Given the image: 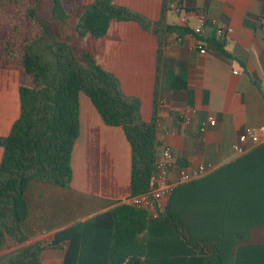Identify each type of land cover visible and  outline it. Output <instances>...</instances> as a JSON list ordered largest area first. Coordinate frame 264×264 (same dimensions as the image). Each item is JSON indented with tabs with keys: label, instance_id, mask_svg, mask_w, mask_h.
Returning <instances> with one entry per match:
<instances>
[{
	"label": "trees",
	"instance_id": "trees-1",
	"mask_svg": "<svg viewBox=\"0 0 264 264\" xmlns=\"http://www.w3.org/2000/svg\"><path fill=\"white\" fill-rule=\"evenodd\" d=\"M23 1L0 0V21L16 15L12 36L0 32V66L19 70L20 100L18 118L9 133L0 136V249L8 237L27 239L21 225L29 214L25 192L30 183L70 187L80 91L105 124L124 131L131 149L130 195L149 187L158 144V76L152 117L144 121L140 100L124 94L115 77L97 64L95 41L113 20L136 21L155 33L162 27L160 21L112 0L87 5L72 0V8L65 0H50V16L55 20L66 22L79 10L75 55L72 46L52 34L49 22L39 16V0ZM32 23L36 29L29 27ZM162 28L177 33L178 39L201 38L186 24ZM40 44L51 54L52 65L42 61ZM215 45L225 53L222 43ZM159 58L158 48L157 62ZM167 86L186 90L191 102L183 76L171 75ZM259 228H264V142L176 186L157 218L121 201L58 229L46 246L57 249L67 243L62 264H264V239L256 235ZM43 249L38 241L25 245L11 253L6 264H42Z\"/></svg>",
	"mask_w": 264,
	"mask_h": 264
},
{
	"label": "crops",
	"instance_id": "crops-1",
	"mask_svg": "<svg viewBox=\"0 0 264 264\" xmlns=\"http://www.w3.org/2000/svg\"><path fill=\"white\" fill-rule=\"evenodd\" d=\"M112 1L160 21L162 27L180 24L179 16L167 9L168 3L178 4L186 25L201 36L178 39L177 33L162 27L155 33L136 21L113 20L95 41L97 64L115 77L124 94L140 100L144 121L152 117L158 76L161 128L156 139L168 145L182 165L210 163L216 168L237 157L231 144L238 135L247 127H264V0ZM200 13L205 17L202 27ZM221 27L231 31L219 37L216 31ZM215 41L222 43L225 53ZM176 74L185 78L191 102L186 90L167 86L168 77ZM18 87L19 70L0 66V136L9 133L20 114ZM78 99L79 134L72 150L70 187L28 185L29 214L21 225L27 239L8 237L0 249V264L31 239L43 245L42 239H52L58 229L110 209L130 195L131 149L122 127L105 124L84 92ZM66 247L64 242L60 248L43 249L41 263L62 264Z\"/></svg>",
	"mask_w": 264,
	"mask_h": 264
},
{
	"label": "built area",
	"instance_id": "built-area-1",
	"mask_svg": "<svg viewBox=\"0 0 264 264\" xmlns=\"http://www.w3.org/2000/svg\"><path fill=\"white\" fill-rule=\"evenodd\" d=\"M167 9L179 16L180 24L187 23L186 14L183 12V8L180 5L168 3ZM213 22L214 20H212V23ZM198 24L201 27L205 24V17L201 13L198 17ZM261 26L264 30V20H262ZM230 31V28L221 27L217 29L216 34L219 37H223ZM197 47L201 53L205 52L202 46L197 45ZM160 108L161 102L157 100L158 112ZM214 123L215 120L209 118V124L214 125ZM160 128L161 123L157 118L155 125L156 136L159 134ZM204 129L205 126L201 127V130ZM157 141L158 144L156 146L154 161L155 169L150 177L149 187L139 194L129 195L122 200L125 204L147 210L151 218H157L164 210L167 200L176 186L199 178L214 169V166L210 163L182 165L174 160L172 150L168 145L161 142L158 138ZM263 142L264 127H247L238 135L237 139L232 142L231 148L235 154L240 155Z\"/></svg>",
	"mask_w": 264,
	"mask_h": 264
},
{
	"label": "rangeland",
	"instance_id": "rangeland-1",
	"mask_svg": "<svg viewBox=\"0 0 264 264\" xmlns=\"http://www.w3.org/2000/svg\"><path fill=\"white\" fill-rule=\"evenodd\" d=\"M29 2H33V0H24L23 4H28ZM38 3H39V8H38L39 16H41L43 19H45L49 22L51 30H52V34H57L59 39L66 40L74 49L75 55H78L76 47L79 44V38L75 32L74 26H75V23H76L77 18H78L79 10H75L73 13H71L72 15L70 14V17L67 19L66 22H61L59 20L53 19L50 16V2H49V0H39ZM65 3H66L67 7H71L74 4L72 0H65ZM15 14L18 15V13H15ZM15 17H16V15H15ZM15 17H11L8 14L4 19H2L0 21V23H2V26L0 25V32L2 34H3V32H6V34H8L9 36H12L13 33H11V30H12V25H13V21L15 20ZM29 27L36 29V26L33 23L31 25H29ZM39 50L42 53L41 54L42 61L46 62V64L48 63V66L52 65L53 58H52L51 54H49V52L46 51L45 47L42 46V44H40ZM58 188L62 189L64 187H58ZM256 235H257V237L264 239V228H259ZM32 241H33V239H31L29 241L30 244ZM47 242H49V240L42 239L44 249H50L46 246Z\"/></svg>",
	"mask_w": 264,
	"mask_h": 264
},
{
	"label": "water",
	"instance_id": "water-1",
	"mask_svg": "<svg viewBox=\"0 0 264 264\" xmlns=\"http://www.w3.org/2000/svg\"><path fill=\"white\" fill-rule=\"evenodd\" d=\"M49 2H50V8H51V1L49 0ZM39 14V13H38Z\"/></svg>",
	"mask_w": 264,
	"mask_h": 264
}]
</instances>
